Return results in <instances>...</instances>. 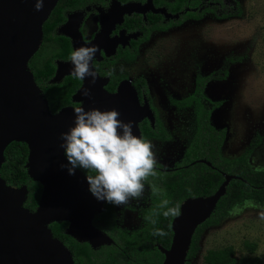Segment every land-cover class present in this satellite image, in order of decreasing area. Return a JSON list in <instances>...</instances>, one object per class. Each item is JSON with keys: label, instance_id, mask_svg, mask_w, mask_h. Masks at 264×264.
<instances>
[{"label": "water", "instance_id": "obj_1", "mask_svg": "<svg viewBox=\"0 0 264 264\" xmlns=\"http://www.w3.org/2000/svg\"><path fill=\"white\" fill-rule=\"evenodd\" d=\"M58 1L44 0V8L36 11L35 0H0V171L6 148L12 142H23L30 148L28 175L43 186L39 208L31 213L23 207L27 188L7 186L0 174V264H75L72 253L54 238L49 224L68 222L67 234L77 239L78 229L89 226L94 214L103 209L104 201L90 193L81 171L69 175L61 168L68 161L59 147V136L73 124L74 110L52 115L28 69L42 45L43 26ZM62 76L61 70L53 83H59ZM88 79L83 88L90 89V96H83L81 90L77 98L85 100L86 110L117 109L122 120L134 122L133 131L138 136L143 119L149 118L154 124L151 110L148 105H139L131 82L122 83L111 96L104 89V80L97 77L90 84ZM233 179L236 177L226 175L213 196L183 202L173 222L174 238L164 253L163 264H186L193 235L210 218ZM94 235L97 244L111 243L100 233Z\"/></svg>", "mask_w": 264, "mask_h": 264}, {"label": "rangeland", "instance_id": "obj_2", "mask_svg": "<svg viewBox=\"0 0 264 264\" xmlns=\"http://www.w3.org/2000/svg\"><path fill=\"white\" fill-rule=\"evenodd\" d=\"M228 4L242 16L219 19L214 6L202 20L187 22L169 32L155 34L145 45L141 58L130 68L132 79H146L166 128L173 140L155 146L157 167L174 170L190 144L195 128L194 107L177 108L172 101L191 97L197 77L216 74L226 60H236L224 81L208 83L204 95L220 107L212 113L211 124L226 132L223 154L234 159L243 154L256 136L263 142L250 159L256 171L264 169V0H237ZM219 13V12H218ZM144 194H147L145 187ZM246 244H255L251 254ZM201 251L192 264H205L209 250L228 246L236 258H258L264 264V206L247 202L235 208L219 227L207 230Z\"/></svg>", "mask_w": 264, "mask_h": 264}, {"label": "flooded vegetation", "instance_id": "obj_3", "mask_svg": "<svg viewBox=\"0 0 264 264\" xmlns=\"http://www.w3.org/2000/svg\"><path fill=\"white\" fill-rule=\"evenodd\" d=\"M230 1L231 3L235 2V5L237 4V0H224L222 4L217 0H202L198 12H203L210 7L213 9L212 6H217L219 13L216 11V15L224 14L226 8L228 13H230V7H235L233 4H228ZM176 9L177 0H59L45 23V26L47 24V29L46 33H44L42 45L28 64L29 71L34 74L31 70L34 68L33 60L39 57L41 62L45 64L46 69L54 72L49 83L52 85L62 84L64 87L63 92H61L59 105L56 107L49 99L48 90L38 86L41 94L48 102L51 114L58 115L63 110H74L77 106H84L85 100H77L84 86V80H77L71 74L69 56L70 52L76 47L95 45L99 50L96 53L93 64L98 77L106 83L104 86L105 91L111 96L115 95L122 83L131 82L137 92L139 105L142 108L148 105L154 119V124L151 123L149 118H145L139 123L140 135L142 136V124H149L152 128H155L156 114L154 109L156 111L158 109L155 106L152 94L150 91L149 94L139 93L135 83L145 78L137 77L132 79L130 68L135 66L138 59L141 58L145 45L154 41L156 38L155 34L169 32L177 27L184 26L187 22L196 21L193 18L181 21L183 15L193 13L191 11L194 10L187 8L184 11L177 12ZM215 9L217 8L215 7ZM211 12L214 13L213 10ZM208 13L206 12L205 15ZM177 22H180L179 25H176ZM160 27H166V29L159 30ZM131 55L134 57L133 60L130 58ZM30 62L32 63L30 64ZM61 70L63 74L61 81L53 83V79ZM109 73L111 74L109 75ZM210 75L200 76L209 77ZM176 107L179 109L188 108ZM158 114V119L170 134L159 111ZM170 136L171 140L167 142L155 139H150L149 141L167 144L173 140L171 134ZM13 143L25 144L23 142H12L6 148L4 152L5 162L1 167V171L7 160L13 161L14 155L9 150ZM25 145L28 150V163L30 148L27 144ZM187 149L174 170H163L156 166V171L172 173L179 170L180 167H183L181 164ZM8 155L10 157H7ZM199 162L211 167L204 160ZM27 163L25 164V169L28 173ZM83 175L86 177L84 173ZM4 181L6 182V180ZM10 187H26L28 194L23 207L31 213L37 212L39 202L34 209L29 208L28 198L30 190L27 185ZM145 187L147 188V194H143L139 200H130L127 205H113L104 201L102 212L94 214L89 226L85 225L82 229H78L77 239L67 234L68 222H59L67 224L65 234L75 242V253L71 250L69 241L61 240L55 236L57 234L51 225L58 222H53L48 227L52 230L54 238L61 241L72 253L75 264H163L165 261L164 253L170 250L172 246L174 238L173 222L175 218L169 220V217L158 215L162 214L163 211L160 208L161 201L159 200L155 203L151 201L153 190L146 180ZM158 230L163 231L165 234H156ZM94 233L96 235L99 233L104 235L111 243L97 244Z\"/></svg>", "mask_w": 264, "mask_h": 264}, {"label": "trees", "instance_id": "obj_4", "mask_svg": "<svg viewBox=\"0 0 264 264\" xmlns=\"http://www.w3.org/2000/svg\"><path fill=\"white\" fill-rule=\"evenodd\" d=\"M217 1L220 4L224 2V0ZM201 3L202 0H177V12L184 11L187 8L194 10L191 11L193 13L183 15L181 21L187 18L199 21L203 19L206 12L212 11L207 8L203 12H198ZM236 10L235 12L228 13L226 8L224 14H217L216 17L228 19L242 16L240 8ZM179 23L177 22L176 25H179ZM46 29L47 24L46 26L44 24V33H46ZM165 29L166 27L159 28V30ZM130 58L133 60L134 57L131 55ZM235 61L234 59L226 60L224 68L209 77L198 76L194 94L182 102L173 101V104L178 107L193 106L196 116L194 135L182 161L181 165L183 167L172 173H160L156 171L155 176H149L146 179L147 184L153 190L151 195L153 203L161 201L162 198H167L170 201V206L178 203L181 207V204L189 198L213 196L225 182L226 175L236 177V179H233L229 183L226 194L219 200L210 218L197 228L192 238L186 264H192V261L199 255L201 251L200 241L204 233L211 228L219 227L225 219L229 218L235 208L242 207L247 202L264 206V169L255 171L249 162L255 150L261 146L263 138L256 136L241 156L234 159L225 157L222 149L226 140V133L223 130H217L211 124L212 113L220 107V103H213L204 95L208 82L226 80L229 68ZM33 62L34 68L31 70L34 73L33 76L37 86L47 89L49 99L58 107L61 92L64 89L63 85H52L49 83L54 72L47 70L39 57L33 60ZM135 87L139 93L149 94V87L145 79H141L135 83ZM154 112L156 114L155 128H152L149 124H142V137L146 140L170 141V134L158 119V111L154 109ZM9 150L14 155L13 161L7 160L2 168L1 177L6 180L7 186L21 187L27 185L30 190L28 205L29 208L34 209L41 198L42 185L39 182L31 180L25 169L28 157L27 147L25 144L13 143ZM7 157L10 156L8 155ZM200 160H204L212 166L208 167L200 163ZM79 170L86 175L84 170ZM158 215L165 217L162 214ZM176 217L170 216L169 220ZM51 227H53L54 232L57 234L55 236L61 240L69 241L71 250L75 253V242L65 234L67 224L54 223ZM246 247L251 254L257 248L255 244H246ZM203 260L205 264H261L258 258H241L237 260L235 249L232 246L219 250H209L203 257Z\"/></svg>", "mask_w": 264, "mask_h": 264}, {"label": "clouds", "instance_id": "obj_5", "mask_svg": "<svg viewBox=\"0 0 264 264\" xmlns=\"http://www.w3.org/2000/svg\"><path fill=\"white\" fill-rule=\"evenodd\" d=\"M34 8L42 10L44 0H35ZM98 50L95 45H81L70 52V71L77 80L90 78V84L96 82L93 61ZM90 94L89 88L82 89L83 96ZM133 128L134 122L122 120L117 109L75 107L73 124L59 136V147L68 161L61 168H66L69 175L84 170L88 190L97 200L113 205L139 200L145 180L156 175L157 158L152 142L136 135ZM160 208L165 217L180 215L179 204L170 206L167 198L161 199ZM156 234L165 233L158 230Z\"/></svg>", "mask_w": 264, "mask_h": 264}]
</instances>
